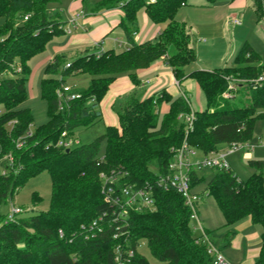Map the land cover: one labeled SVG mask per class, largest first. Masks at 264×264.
<instances>
[{
	"label": "trees",
	"instance_id": "16d2710c",
	"mask_svg": "<svg viewBox=\"0 0 264 264\" xmlns=\"http://www.w3.org/2000/svg\"><path fill=\"white\" fill-rule=\"evenodd\" d=\"M60 1L0 0V74H10L0 79V160L10 154L15 168L6 176L0 174V203L43 172L48 173L51 185L48 211L19 216L14 222L0 217V264H112L111 235L87 238L81 230L100 214H111L100 192L99 171L120 167L128 173L129 182L139 186L166 172L173 152L184 140L207 155L220 145L250 140L255 122L264 119L263 114H257L264 111V84L255 89L252 86V81L264 72V64L247 42L230 67L186 73L185 68L196 61V54L190 46L188 29L175 21L186 0H100L93 5L94 11L122 10L119 26L130 47L120 53L106 51L98 57H79L64 71H60L62 58L55 56L45 68L46 75L61 74L64 79L87 75L91 80L78 91L80 98L59 112L55 91L61 82L43 79L40 99L46 104L48 121L34 128L23 147L16 149L15 141L29 132L33 122L30 111L20 108L27 99L28 62L63 34L58 15L47 13L49 3ZM254 2L259 16L260 0ZM140 10L152 24L164 25L154 42H133L132 31ZM161 58L179 84L187 78L197 83L205 100L203 111H192L185 96L173 99L164 90L142 101L129 97L116 111L117 128L105 127L104 133L92 142L70 150L57 146L62 132L73 135L77 128L100 120L99 104L116 76L127 74L136 85L135 71L146 69ZM17 62L19 72L15 71ZM228 79L239 84L225 100L221 94L227 90ZM236 92L242 99L235 100ZM162 103L168 105V112L159 118ZM190 113L194 116L192 129L185 134L186 124L179 117ZM10 122L13 124L7 130ZM101 150L104 163L97 166ZM249 164L259 173L245 181L232 172L212 170L214 174L204 191L213 196L223 216L226 248L235 235L229 228L239 221L248 218L252 225L261 228L259 253L253 264H264V161L250 160ZM190 178L193 188L202 182L194 173ZM153 190L155 211L129 215L131 246L144 241L158 264H212L206 246L192 233L190 213L182 199L173 190L163 191L156 186ZM60 230L62 238L58 235ZM133 264L148 261L136 254Z\"/></svg>",
	"mask_w": 264,
	"mask_h": 264
},
{
	"label": "rangeland",
	"instance_id": "374dc122",
	"mask_svg": "<svg viewBox=\"0 0 264 264\" xmlns=\"http://www.w3.org/2000/svg\"><path fill=\"white\" fill-rule=\"evenodd\" d=\"M215 1L217 6L212 8L207 14H204L203 17H196L194 14H191V12L188 16L195 23L193 26H196V28L198 27L199 31L197 36L193 35L196 42L195 47L199 50H197L199 52L197 59L207 66L214 68L221 67L228 62L226 61L228 58L230 60L238 52L244 42H247L251 44L255 52L259 55L261 62L264 64V22H259L264 15V0H260L261 8L259 10V16L250 8L242 12H230L228 9L229 3L223 0ZM233 16L240 21V26L232 27L228 23ZM258 17L260 18L259 20ZM203 41H205V43ZM50 52L51 50L46 46L45 53L37 56L32 61V67L35 61L46 58L50 55ZM30 76L31 75H29V77ZM74 76L77 75H71L68 78ZM7 77H10V75L3 74L0 76V79ZM30 78H28V83L26 84V92L28 95V100H26L27 106L31 110L33 127H36L45 124L47 122V116L45 102L38 97L40 82L38 74L33 72ZM67 79L66 84L70 87H73V84H75L76 87L73 88L78 93V91L85 89L78 87H85L88 84L89 77L83 75L78 78ZM189 80L195 87V92L189 94L191 109L194 112H198V107L205 108V101L203 97H200L201 91L197 83L192 79ZM235 97L236 101L242 99L239 92L235 93ZM262 113L263 111L261 110L257 111V114ZM161 117L162 116H159V118ZM105 127V123L100 120L90 126L79 127L74 131V139L78 140L79 145L88 144L101 136L104 133ZM6 129L9 130L10 125H6ZM262 132L263 121L258 120L255 122L250 143L255 145ZM222 148L223 145L218 147L219 150ZM196 152V158L200 160L203 154L198 150H196ZM100 154H103V150H101ZM250 160L264 161V149L256 148L250 154L245 151H236L227 158L232 172L242 181L247 180L252 174L259 173L258 169L249 164ZM6 166L7 163L2 158L0 160V174L4 171ZM193 173L195 177L202 181L200 184L196 185V192L199 191L198 193L202 194L203 189L206 188L207 182L214 173L212 170H201ZM35 196L37 197V201L34 202ZM50 197V177L48 173L43 172L29 179L23 187L15 192L12 198H7L0 203V217L6 218L10 212L11 203H15L17 207L22 209L23 214L21 216H31L40 212H46L49 210ZM197 213L200 226L210 237L209 240L214 247L220 250V254L227 264H251L255 261L260 248L261 228L259 226L250 225L249 220L246 218L230 227L229 230L234 231L236 234L230 239L233 243L231 248L228 249L224 244L225 231L224 229H220L224 225V219L217 208L213 196H208L207 193L201 195ZM190 226L196 228V230L192 231L194 236L200 234L194 221H190ZM139 253L146 258L148 264H158L150 255L146 244L140 247Z\"/></svg>",
	"mask_w": 264,
	"mask_h": 264
},
{
	"label": "crops",
	"instance_id": "0c3cea01",
	"mask_svg": "<svg viewBox=\"0 0 264 264\" xmlns=\"http://www.w3.org/2000/svg\"><path fill=\"white\" fill-rule=\"evenodd\" d=\"M98 1L100 0H85L84 3L82 0H62L60 2L49 3L47 5V13L49 15H58L63 34L59 37H55L48 43L47 48L51 50L49 56L35 61L33 67L32 61L37 56L44 54L45 51L29 60L28 66L30 68V77H32L33 72H35V74H38L40 82L43 79L55 78L57 75L50 76L46 75L44 72L45 68L52 62L55 56H60L63 60L64 65V63L66 62H72L73 60L85 55H95L97 52L103 53L106 51L120 53L130 47V44L127 42L124 33L119 26L120 20L123 16L122 10L114 8L94 11L93 5ZM145 1L149 2L151 0ZM223 1L226 2L225 0ZM254 1L255 0H232L231 2L226 3H229L228 9L230 10V12H242L250 8L256 14ZM216 6L217 4L215 0L213 4H209L205 0H186V3L178 10L175 16V21L184 24L185 27L188 29L190 35V46L196 54V61L185 68L186 73L197 69L207 71L216 69L214 67L203 64L200 60L197 59L199 50L195 47L196 42L193 35L197 36L199 31L198 27L196 28V26H193L195 23L188 17L190 12L196 17H203L204 14H207L212 8H215ZM76 15L78 17L75 19V22L73 24H70L69 21L73 19ZM232 18L236 17L233 16ZM259 19L260 18H258V20ZM260 21L264 22V15L261 17L259 22ZM228 23L230 24V21ZM2 24L3 18H0V26ZM66 28L69 29V34L64 31ZM163 28L164 25L152 24L148 20L144 11L140 10L136 15V24L132 31L133 42L136 44H141L146 41L154 42L158 39V36L162 32ZM203 42L205 43V41ZM249 45L251 46V44ZM251 48L254 50L252 46ZM235 55L230 60L228 58V60H226L228 62L218 68L230 67L232 65ZM261 64L263 63L261 62ZM134 75L137 81L136 85L132 83L127 74L116 76L115 80L109 86L108 91L101 100L99 104V112L101 114L100 121H103L106 127H118L116 111H118V107H120L124 103L126 98L133 97L139 101H142L160 92L161 90H164L173 99L179 96H185L189 100V94H193L195 92V87L194 85H192L188 78L183 80L180 84L176 81L171 69L166 65L165 60L163 58L152 63L146 69L135 71ZM80 76L83 75L70 77L67 80L74 79L76 77L78 78ZM90 80L91 78L89 77L88 82ZM40 82L38 97H40ZM27 83L28 81L26 82V84ZM26 84L25 89H27ZM87 85L85 87L78 88H86ZM73 87L75 88L76 85L73 84ZM200 97H203L202 93H200ZM27 100L20 106V108L28 109L31 113L30 108L27 106ZM189 104L191 108L190 101ZM198 109V112L204 110L203 107H198ZM167 112L168 105L166 103H162V105L159 107V116H163ZM36 127H33L32 122L30 128L34 129ZM194 189L196 191V187ZM204 190L205 188L203 189L202 194L206 193ZM250 225L252 224L250 223ZM222 227L220 229H223ZM231 241L229 243L228 249L231 248V245L233 243ZM253 263L254 261L251 264Z\"/></svg>",
	"mask_w": 264,
	"mask_h": 264
},
{
	"label": "built area",
	"instance_id": "2783aa9c",
	"mask_svg": "<svg viewBox=\"0 0 264 264\" xmlns=\"http://www.w3.org/2000/svg\"><path fill=\"white\" fill-rule=\"evenodd\" d=\"M152 1V0H151ZM231 2L232 0H225ZM76 15L69 21L70 24L75 22ZM27 17H24L25 21ZM232 26H239L240 21L237 18L230 20ZM67 34L70 33L69 29L64 30ZM101 52L95 54L98 57ZM71 62H66L61 67L60 71H64L70 68ZM15 71L19 72V65L16 63ZM3 74H8L5 72ZM3 74H0L3 75ZM55 79L60 81L59 88L55 91L57 100V110L64 112L69 106V103L73 100L79 99L80 94L77 93L73 87L66 84V79L58 74ZM229 84L227 90L222 93L223 99H229L237 88L239 81L228 79ZM264 84V72L255 80L252 81L253 89L260 87ZM186 102L189 104V100L184 97ZM264 116V111H263ZM183 118L186 124L185 134L192 129V122L194 120L193 113L189 115L180 116ZM13 124L10 122L8 125ZM10 130V129H9ZM32 129L29 128V132L19 137L15 141V148L20 149L25 143V138L31 135ZM57 146L63 150H70L71 148L79 146L77 139H74V135H69L66 131L61 133L60 139ZM256 148L264 149V119H263V132L258 138V142L254 145L250 143V140L232 143L230 145H223L222 149H216L213 152L203 155L199 160L196 158V149L190 147L185 140L181 146L173 152V157L167 165L166 172L163 174H156L154 180L149 182L146 181L141 185L130 183L128 173L122 168H112L109 170H101L98 173V181L100 184V192L103 198V202L110 207L111 214L106 216V213L100 214L95 220L83 226L81 228L85 237L93 238L98 235L109 233L111 239L114 241L112 248V264H133V259L136 254L139 253L141 246L145 244L144 241H139L132 247L129 242V222L128 218L130 213H145L153 212L156 209L155 200L153 195L154 186L162 189L163 191L173 190L182 199L184 206L190 213V221L196 223V227L200 231L196 237L200 239L201 243L206 246L208 254L211 256L212 264H227L224 258L220 254V250L214 247L210 242L203 228L200 226L198 221V203L201 199L200 193L196 192L191 186V174L195 171L201 170H221L226 172H232L227 158L235 153L236 151H245L248 154L252 153ZM172 151V150H171ZM193 158V160H192ZM6 161L7 166L1 175L6 176L9 171H14V162L10 154L3 157ZM104 163V155L98 156L96 165L101 166ZM233 173V172H232ZM233 175H235L233 173ZM236 176V175H235ZM264 176V169H263ZM237 179H239L237 177ZM23 214L21 208L17 207L14 203L10 204V212L6 216L5 221L14 222L16 219ZM192 231L196 230L194 226L191 227ZM60 238L63 237L62 231H58ZM141 255V254H140Z\"/></svg>",
	"mask_w": 264,
	"mask_h": 264
}]
</instances>
